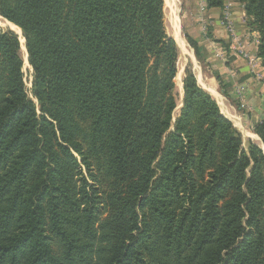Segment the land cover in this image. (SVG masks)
<instances>
[{"label":"trees","instance_id":"16d2710c","mask_svg":"<svg viewBox=\"0 0 264 264\" xmlns=\"http://www.w3.org/2000/svg\"><path fill=\"white\" fill-rule=\"evenodd\" d=\"M163 1L0 0V264H264V154L188 69L176 112Z\"/></svg>","mask_w":264,"mask_h":264},{"label":"crops","instance_id":"0c3cea01","mask_svg":"<svg viewBox=\"0 0 264 264\" xmlns=\"http://www.w3.org/2000/svg\"><path fill=\"white\" fill-rule=\"evenodd\" d=\"M169 1L176 15L168 36L178 48V58L184 57V75L188 69L234 127L253 130L264 117V65L258 57L259 34L248 27L243 5L224 0L222 8H208L205 0ZM226 9L232 34L223 18Z\"/></svg>","mask_w":264,"mask_h":264},{"label":"rangeland","instance_id":"374dc122","mask_svg":"<svg viewBox=\"0 0 264 264\" xmlns=\"http://www.w3.org/2000/svg\"><path fill=\"white\" fill-rule=\"evenodd\" d=\"M175 13H176V11H175L174 6H172V3H170L169 0H166V3L164 5V14H163V16H164V27H165V31H166L167 35H172V33L174 31V25H175V23H174L173 16L176 15ZM0 29L3 32L4 31H11V32H13L14 34L17 35V37L19 39V42H20V55H21V57L23 59V68H22V71H23L24 85H25L26 93H27L28 97L30 99H32V93H31L32 69L29 66L28 61H27V53H26V49H25V41H24L23 35H22V33H21V31L19 29L18 30H19L20 33H18V34H17L16 31H13L9 27H0ZM177 37H178V35L176 36V40H177ZM24 57L26 58L27 65H25ZM184 63H185L184 57L182 55H180L179 58H178V61H177V69H178V72H177L176 77L174 79V81H175V90H176L175 91L176 92V102H177L176 112H177V110L182 105V103H181L182 102V98H183V94H182V81H183V79L185 77V75L183 73L184 72ZM240 106L241 105L238 104V107H240ZM235 129L240 133V135L242 137V140H243V146L244 147H245V145L249 141L259 146V144H257L258 143L257 140H254V139L251 138V136L253 135V136H255L259 140V138L253 133L252 130H238L237 127H235ZM263 148H264V146H263Z\"/></svg>","mask_w":264,"mask_h":264},{"label":"bare ground","instance_id":"6f19581e","mask_svg":"<svg viewBox=\"0 0 264 264\" xmlns=\"http://www.w3.org/2000/svg\"><path fill=\"white\" fill-rule=\"evenodd\" d=\"M0 27H9V28H11L13 31H16L17 34L20 33L19 30H18V28H16V27L13 26L12 24L8 23L7 21L3 20L1 17H0ZM21 41H22V40H21ZM177 41L180 43L178 37H177ZM183 44H185V43H183ZM181 49H182V48H181ZM182 50H183V49H182ZM24 62H25V65H27V63H26V58H25V57H24ZM248 136H249V135H248ZM249 137H250V136H249ZM251 138L254 139V140H257V142H258L257 144H259V146H260L261 148H263L262 144L259 142V140H258L255 136L252 135Z\"/></svg>","mask_w":264,"mask_h":264},{"label":"built area","instance_id":"2783aa9c","mask_svg":"<svg viewBox=\"0 0 264 264\" xmlns=\"http://www.w3.org/2000/svg\"><path fill=\"white\" fill-rule=\"evenodd\" d=\"M223 18H224V21H225L226 27L228 28L230 34H232L231 22H230V20H229V18H228L227 9H226V11L224 12V16H223Z\"/></svg>","mask_w":264,"mask_h":264},{"label":"water","instance_id":"95a60500","mask_svg":"<svg viewBox=\"0 0 264 264\" xmlns=\"http://www.w3.org/2000/svg\"><path fill=\"white\" fill-rule=\"evenodd\" d=\"M256 145V144H255ZM256 146H258V145H256ZM259 148H260V146H258ZM261 150H262V152H263V154H264V148H260Z\"/></svg>","mask_w":264,"mask_h":264}]
</instances>
